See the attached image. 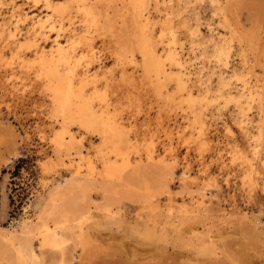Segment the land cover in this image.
Returning <instances> with one entry per match:
<instances>
[{
	"label": "rangeland",
	"instance_id": "1",
	"mask_svg": "<svg viewBox=\"0 0 264 264\" xmlns=\"http://www.w3.org/2000/svg\"><path fill=\"white\" fill-rule=\"evenodd\" d=\"M45 1L19 0L25 13L44 18L40 20L44 24L31 18L24 23L26 38L21 42L27 44L23 50L32 51L35 46L28 44L43 42L44 34L55 38L59 33L63 46L75 49L83 65L89 63L85 93L97 109L104 106L107 110L108 106L107 111L124 128L128 145L150 143L153 156L157 153L158 161L173 163L176 174L169 182L173 202L157 184L153 185V201L159 206L153 214L126 199L114 215L106 217L93 210L73 232L62 233L60 248L43 245L42 237L36 236L33 244L38 264H264V0H173L150 8L148 27L154 46L162 49L164 67L170 65L166 59L169 52L182 51L189 67L200 68L201 79L210 83L211 101L203 110L207 129L204 137L213 139L208 149L204 141L195 138L198 132L191 127V116H186L191 111L178 93L177 74L163 76L159 83L145 77L140 67L142 57L132 45L135 30L128 32L133 27L131 18L125 17L127 4L123 0H86L93 18L85 20L74 0H58L74 6L71 22L50 13ZM171 4L180 14L166 17L172 12ZM6 17L3 10L0 22ZM170 30L177 32L179 42L169 44ZM51 44L48 41L47 45ZM222 48H227V61L217 56ZM12 56L8 52L0 60V66L8 72H0L2 233L4 228L19 230L22 222L34 220L36 202L60 179L77 170L86 174L90 159L98 171L103 169L105 159L122 165L120 159L109 158L98 136L76 126L70 130L75 136L74 146L82 155L76 149L71 154L55 150L53 140L62 124L52 115L45 84L34 74L33 64L27 63L23 70ZM235 73L243 75L242 79H235ZM222 78L232 86L222 88ZM238 87L248 91L246 101L231 91ZM99 89L106 92V105L104 97L99 98L105 93ZM227 95L234 100L228 101L232 97ZM128 153L129 160L136 163L146 152ZM250 164L253 168L247 167ZM250 169L261 173L252 177V186L247 176ZM186 170L195 178L184 189L180 176ZM200 194L211 201L213 215L203 219L182 214L180 207L192 209ZM94 200L101 198L94 196ZM171 207L173 214L168 213Z\"/></svg>",
	"mask_w": 264,
	"mask_h": 264
},
{
	"label": "bare ground",
	"instance_id": "2",
	"mask_svg": "<svg viewBox=\"0 0 264 264\" xmlns=\"http://www.w3.org/2000/svg\"><path fill=\"white\" fill-rule=\"evenodd\" d=\"M45 2L46 9L50 10V13L54 14L55 16H59L62 21L64 19H67L71 22L75 17L73 16L75 12L73 10V5L66 4L65 2L58 0H47ZM164 2L172 3L173 0H123V3L127 4V6L123 4V6L125 5L124 7L127 12L125 17L131 18V25L133 27L128 32L135 30L133 34L134 44L132 45L135 47L133 48L136 49L142 57L140 67L142 68L146 78H154L159 83L163 76L168 77L172 73L177 74L176 84L178 93L181 94L180 96L182 98H185L186 102L188 103L187 109L191 111L190 114L189 112H186V116H191L190 122H194L193 126L191 127L198 132V134H195V136L198 135L195 138L200 139V141H204L202 142V144L205 149H208L209 146L210 148H212L211 144H213V139L204 137V135L207 134V129L203 114V110L206 109L205 105H209L211 101V98L209 97L210 83L206 82V79L205 82L201 79L200 68L193 69L189 67L190 64H188V61L184 59V53L181 54L182 51L180 52L177 50H173L167 54L166 59L170 62V65L168 69H166L164 67V61L161 58L162 49L161 51L158 50V48L154 46V43L152 41V35L148 27V22L152 18V12L150 8L152 6L154 8H157L161 3L162 5H164ZM74 4H77L76 6L80 8L84 20L88 17L91 18L93 16V11L88 8L86 0H74ZM3 10H5V15L7 17L4 18L3 22H0V27L2 28V34L0 35V60L4 58L5 53L9 52L11 53V56L14 55L12 56V58H17L21 69L24 68L23 66L26 67L27 63L33 64L32 66H34V74H36L37 78L45 84L46 91L50 98L49 101L51 102L52 106V115L55 116L54 118H59L60 121H58L62 124V129L58 130V133L57 135H55V138L53 140L55 150H58V152L71 154V150L76 149V151H78L77 154L82 155L81 149H77L74 146L75 136L72 133V130H70L72 126H76L79 129L85 130L88 133L98 136L99 139H101L100 146L109 151V158H113L114 156L120 159L122 161V165H118L115 160L111 161V159H105V164L102 166L103 169L98 171V167L96 166L95 162L90 159L88 162L89 164L86 174H83L81 170H77L70 176L64 177L57 181L48 190L47 194L41 197L36 202V217L34 218V220H27L22 222V224L19 226V230H10L4 228L2 230L5 233H2V231H0V263L38 264V254L33 244L36 236L42 237L43 245L60 248L61 243H59V239L61 238L62 233H64L65 231L73 232L75 227L82 225L85 219L89 215H91L93 210L103 213L106 217L114 215L116 209H119L122 205L123 200L126 199H129L131 201L134 200L139 204L141 210H144L146 212L149 211L150 213L148 214L150 215L152 212L157 210L156 208L159 207H156L153 201V193L155 190V187L153 186L154 184H157L159 186V191L168 195L169 201L173 202L174 199L169 182H172L174 180L173 178L176 174L175 165L173 163L165 164V160L162 161L163 159L161 161H158V159L156 158L158 157V154L156 153L157 156L154 157L152 153L154 150L151 151L149 149L150 143L146 145H140V143L136 141L139 146H133L131 144V146L128 145V142L125 140V135L123 133L124 128L122 129L116 117L112 113L110 114L111 111H107L108 106L107 110L104 109V106H100L97 109L93 99L91 97H88L85 93L86 83L88 84L87 81L90 77V75H88V73H90L88 70L89 63L83 65L80 62V59L78 57L79 54L75 51V49H73V51L70 50L69 47L68 49H66V47H64L60 41L59 33L56 34L55 38L51 37L48 33H43V36L45 37V40L43 42H31L30 44H28V46H35V48L32 51L23 50L27 44L25 42H21V39L25 36V29L23 30L24 23L28 21L29 18H31L34 19L35 22L37 20L39 24H44L40 23V20H43L44 18L42 19L40 15L35 13H25V9L22 7V4H19V0H0V15ZM171 10L172 12L170 11L169 13H166V17H168V15L170 16V13L171 15L180 14V11L175 9V6H172V4ZM222 10L223 9L221 7L220 11ZM223 17H226V15L224 14ZM169 32L171 36L169 44L177 43V32H175L174 30H170ZM120 34H122V31ZM48 41H52L53 44L48 46ZM136 50L134 51L136 52ZM29 56H31L32 58L29 59ZM217 56L220 58L225 57L224 59L225 61H227V48H222L221 50H219ZM6 65L9 64L6 63ZM0 70V72L4 71L8 73L5 69L2 68V66H0ZM194 70H196L195 73L193 72ZM9 72H11V70ZM12 74L14 73L12 72ZM242 76L243 75L241 74L235 73L234 77L235 79L240 80L242 79ZM209 77L210 76H208V78ZM221 82L222 88H226L227 86H229L228 84L224 83V80ZM230 85L232 86V84ZM155 87L158 89L157 86ZM239 89L237 90L236 88V90H234L231 88V91L233 90L235 92H238L239 96L241 98H244V101H246V99H248V95L246 94L248 91L245 92L244 89L243 91L242 89ZM97 90L98 89H96V91ZM91 91L92 89L89 92ZM96 91H94V93ZM100 91H98V94H100L101 92L105 93L104 95L100 94L101 97L99 98L104 97L105 99L102 98V102H104L106 105V92L105 90H102L101 92ZM94 93L92 92V94L96 96V94ZM221 94H223L222 91ZM214 95L215 96L213 97H216V93ZM220 96L223 97L224 95ZM229 97L231 98L232 96ZM234 98H237V96ZM218 99H216V101ZM233 100L234 99L232 97L231 100L228 101ZM203 102L206 103L203 104ZM208 107L209 106H207V109ZM208 111L210 112V110ZM212 112L214 111L212 110ZM222 115L220 116L223 117ZM239 119L241 120L242 118L239 117ZM262 120L264 126V113ZM227 122H229V120ZM229 126H227V131L230 130V128H228ZM263 135L264 131L261 133V136ZM155 143L157 142L155 141ZM132 150L136 151L137 153L139 151H145L146 153L145 156H141L139 160H136V163H132L129 160L128 153V151ZM218 152L220 154L219 158L222 159L223 155L220 151ZM163 154L164 153L162 152L161 155ZM105 155L108 157V153H106ZM50 164L52 165V163ZM247 167L253 168L251 164L247 165ZM128 174L130 175L128 176ZM255 174L261 173L260 171H255V169L248 170L247 176L248 180L251 182V186L253 184L252 177ZM180 177L184 189L187 185V182L195 178L194 176L189 175L187 170ZM212 182L214 181L212 180ZM215 184L216 183H214V186ZM200 195L201 196L195 201L196 204H194V207H192V209H189L187 208V206L182 205L180 207V212H182V214L184 215L195 214L196 216L202 217L203 219L205 217L207 218L208 215H213V207L211 201L207 199L206 194ZM94 196L100 197L101 201L94 202ZM172 211L173 209L171 207L168 210V213L173 214ZM221 214L222 212L219 215ZM50 223L52 224L49 225Z\"/></svg>",
	"mask_w": 264,
	"mask_h": 264
}]
</instances>
